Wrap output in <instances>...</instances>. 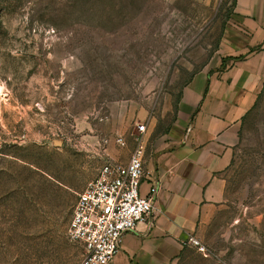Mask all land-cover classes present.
<instances>
[{
  "label": "rangeland",
  "instance_id": "obj_1",
  "mask_svg": "<svg viewBox=\"0 0 264 264\" xmlns=\"http://www.w3.org/2000/svg\"><path fill=\"white\" fill-rule=\"evenodd\" d=\"M232 12L233 0H0V264H79L76 193L127 158L138 123L144 144L164 134ZM221 179L199 244L172 264H264V78Z\"/></svg>",
  "mask_w": 264,
  "mask_h": 264
},
{
  "label": "crops",
  "instance_id": "obj_2",
  "mask_svg": "<svg viewBox=\"0 0 264 264\" xmlns=\"http://www.w3.org/2000/svg\"><path fill=\"white\" fill-rule=\"evenodd\" d=\"M232 15L211 69L187 83L177 117L144 144L140 192L157 186L153 208L109 264H172L218 208L241 118L264 78V0H233Z\"/></svg>",
  "mask_w": 264,
  "mask_h": 264
},
{
  "label": "built area",
  "instance_id": "obj_3",
  "mask_svg": "<svg viewBox=\"0 0 264 264\" xmlns=\"http://www.w3.org/2000/svg\"><path fill=\"white\" fill-rule=\"evenodd\" d=\"M144 123L136 125L135 141L124 161L107 159L76 193L66 226V236L80 245L79 264H109L119 249L122 235L153 208L157 186L149 183L140 192L144 178L142 155ZM124 144L121 136L116 137ZM189 242L199 244L193 236Z\"/></svg>",
  "mask_w": 264,
  "mask_h": 264
}]
</instances>
